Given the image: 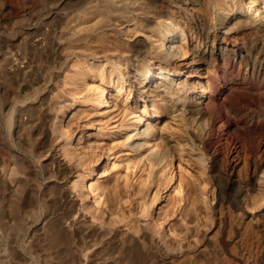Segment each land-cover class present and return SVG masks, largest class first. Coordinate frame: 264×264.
Masks as SVG:
<instances>
[{
    "label": "bare ground",
    "instance_id": "1",
    "mask_svg": "<svg viewBox=\"0 0 264 264\" xmlns=\"http://www.w3.org/2000/svg\"><path fill=\"white\" fill-rule=\"evenodd\" d=\"M42 5V43L51 68L42 90L48 122L42 148L46 156H59L70 145L61 128L49 122L67 107L80 123L78 137L103 151L110 171L98 184H85L76 175L71 186H86L93 197L108 196V208L134 202V218L146 229L153 206L148 201L163 195L162 214L174 209L181 194L187 200L182 209L196 210L200 185L195 175L205 169L214 222L183 261L191 263L209 246L217 248L224 215L247 231L259 254L264 247V235L259 242L258 234L264 232L263 156L249 161L244 177L257 195L244 193L240 180L232 195L222 176L233 174L239 161L224 164L218 152L207 156L203 148L213 140L206 134L205 104L216 98L206 77L215 74L219 81L218 66L224 72L233 66L253 80L264 79V0H44ZM67 161L70 170L79 169V154Z\"/></svg>",
    "mask_w": 264,
    "mask_h": 264
},
{
    "label": "rangeland",
    "instance_id": "2",
    "mask_svg": "<svg viewBox=\"0 0 264 264\" xmlns=\"http://www.w3.org/2000/svg\"><path fill=\"white\" fill-rule=\"evenodd\" d=\"M1 1L0 264H264V247L255 253L247 231L225 215L217 248L209 246L191 263L183 261L214 222L205 169L195 175L200 185L196 210L187 213L182 209L187 200L181 194L174 209L162 214L160 210L167 206L163 195L155 203L148 201L153 206L148 209L151 215L146 229L134 218V202L112 209L106 205L108 196L93 197L86 186L74 189L71 181L76 175L85 184H98L110 175L105 154L95 149L94 142L78 137L80 123L64 107L49 122L61 128L71 143L59 156H46L42 131L48 122L42 113V90L51 68L46 62L49 50L42 43L44 0ZM218 68L219 81L215 74L205 79L216 98L205 104L206 134L213 140L203 152L207 156L212 150L218 152L227 165L239 161L233 174L222 176L230 187L228 193L233 195L240 180L244 193L257 195L247 188L244 177L249 175L251 159H264V79L249 78L241 67L230 66L226 72ZM77 154L81 164L72 171L65 162ZM79 207H83V216ZM239 232L244 233L242 239ZM258 234L262 242L264 232L258 230Z\"/></svg>",
    "mask_w": 264,
    "mask_h": 264
}]
</instances>
